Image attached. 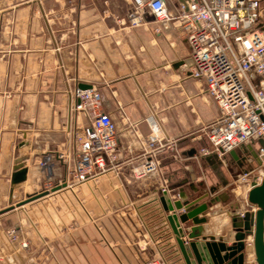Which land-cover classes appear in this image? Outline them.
Instances as JSON below:
<instances>
[{
    "label": "crops",
    "instance_id": "obj_1",
    "mask_svg": "<svg viewBox=\"0 0 264 264\" xmlns=\"http://www.w3.org/2000/svg\"><path fill=\"white\" fill-rule=\"evenodd\" d=\"M165 3L177 13L176 0ZM130 9V0H0V264L57 259L63 214L72 257L83 260L75 264H94L100 253L106 259L112 243L134 256L118 254L103 264H185L175 235L154 238L137 207L154 220L153 228L168 231L160 229V204L146 201L163 191L171 201L183 194L207 203L198 239L231 244L241 213L253 211L238 177L257 165L254 148L238 147L234 156L201 152L209 147L204 129L219 111L204 82L189 75L186 30L148 10L132 26ZM82 85L99 92L115 125L116 157L106 170L75 183L72 92ZM149 159L156 169L135 177ZM16 165L27 169L26 179L12 184ZM42 186L48 194L19 205ZM181 226L186 231L191 223Z\"/></svg>",
    "mask_w": 264,
    "mask_h": 264
},
{
    "label": "built area",
    "instance_id": "obj_2",
    "mask_svg": "<svg viewBox=\"0 0 264 264\" xmlns=\"http://www.w3.org/2000/svg\"><path fill=\"white\" fill-rule=\"evenodd\" d=\"M130 2L128 19L132 26L139 25L148 10L155 20L175 19L186 30L192 59L189 75L204 82L207 95L219 111L204 129L209 147L201 152L223 155L238 147H253L259 162L238 177L246 186L247 196L264 175V147L259 144V140L264 142V20L259 1L176 0L174 15L165 0ZM72 94L77 148L72 179L80 183L106 170L107 161L115 159L116 128L103 111L97 90L77 88ZM152 129L156 132L155 127ZM155 141L157 137L149 145ZM153 151L152 146L150 154ZM156 167V160L149 159L133 173L140 178ZM13 232L9 230L8 234ZM244 243L243 264H256L251 234Z\"/></svg>",
    "mask_w": 264,
    "mask_h": 264
},
{
    "label": "water",
    "instance_id": "obj_3",
    "mask_svg": "<svg viewBox=\"0 0 264 264\" xmlns=\"http://www.w3.org/2000/svg\"><path fill=\"white\" fill-rule=\"evenodd\" d=\"M81 89L89 88L88 85H82ZM234 156V151H230ZM254 156H256L253 153ZM257 162L259 160L256 157ZM27 169L22 165H16L11 175V183L15 184L26 179ZM60 186L52 187L50 191L59 189ZM48 190H44L27 197V199L19 205L34 200L38 197L48 194ZM181 200L171 201L167 191H163L162 195L152 196L146 201H154L160 207L157 211L158 217L163 221L161 230L170 227L168 231L160 233L153 228L154 220L145 214L144 209L137 205L143 220L148 227L151 235L166 238L171 234L175 235L176 247L179 249L185 264H243L244 262V240L248 235H252V248L256 264H264V175L261 182L255 185L247 192V202L254 205L256 209L252 212L245 211L241 217V223H235L237 232L234 235V241L227 244L224 240H215L210 236L201 237V224L206 222V217L199 216L207 209V203H198L202 197L194 199L184 198L181 194ZM182 209V213H176V210ZM191 223L188 230L184 231L182 224ZM184 236L186 239H184Z\"/></svg>",
    "mask_w": 264,
    "mask_h": 264
},
{
    "label": "rangeland",
    "instance_id": "obj_4",
    "mask_svg": "<svg viewBox=\"0 0 264 264\" xmlns=\"http://www.w3.org/2000/svg\"><path fill=\"white\" fill-rule=\"evenodd\" d=\"M259 4H260V9L262 11V15H263V19L264 20V0H258ZM259 144L261 146L264 147V142L262 140H259ZM42 189H40L38 192L44 191V190H49V187H41ZM65 191V190H63ZM37 192V193H38ZM240 194H244V192H240ZM235 194H233V192H231V197H234ZM63 204L68 205L70 203V198H62L61 201ZM68 208V207H67ZM63 238H64V246L63 249L61 251L60 256L57 259H53V258H48L46 260L45 264H75L76 261L82 262L83 260L76 259L74 257H72V249H71V243L69 241V237H70V222H68L67 216L66 214H63ZM9 230H13V234L10 235V238L12 239V241L16 240V230L14 228H10ZM8 230V231H9ZM111 246H113L112 251H110V253H108V251H105V253H107V257L106 259H103L100 253V258H95L92 262H94V264H103L102 262H106L108 257H112V256H118L119 255H123V256H128V254H131V256H134L133 252L129 250V252H127V254H125L124 250H120V244L117 243H112ZM109 254V255H108ZM114 254V255H113ZM86 261V260H85ZM86 264V263H85Z\"/></svg>",
    "mask_w": 264,
    "mask_h": 264
}]
</instances>
